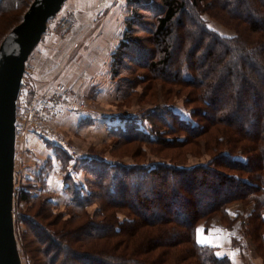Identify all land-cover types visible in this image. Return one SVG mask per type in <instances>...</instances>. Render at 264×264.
I'll use <instances>...</instances> for the list:
<instances>
[{
  "label": "trees",
  "instance_id": "obj_1",
  "mask_svg": "<svg viewBox=\"0 0 264 264\" xmlns=\"http://www.w3.org/2000/svg\"><path fill=\"white\" fill-rule=\"evenodd\" d=\"M150 1H129L136 15L111 54L112 79L130 84L119 80L120 74L136 69V86L143 85L145 95L160 89L165 96L183 97L192 109L190 119L180 118L168 106L139 116L111 117L108 138L118 145L136 142L131 157L136 162L123 164L104 156L82 159L88 187L82 190L73 183L67 188L70 216L61 221L63 216L56 215L61 222L56 229L39 224L34 215L25 216L26 221L33 219L30 225L38 223L48 236L50 249L43 254L51 256L49 264H230L215 248L197 243L196 228H209L214 217L232 228L227 207L241 201L253 207L242 217L239 231L264 264V0ZM31 2L0 0V25H8L0 42ZM143 11L153 20L147 26L141 24ZM202 14L232 28L235 36L211 31ZM139 25L147 38L131 35ZM197 54L202 61L195 64ZM122 91L118 86L117 94ZM45 142L55 148V156L61 155V162L70 160L59 145ZM189 145L193 149L184 151ZM151 147L164 154V161L143 159ZM201 150L208 156L205 163L186 167L179 158L183 152L198 156ZM70 177L66 175L67 182ZM17 198L31 197L23 191ZM33 199L43 203L38 211L42 219L49 217L46 211L53 203L45 197ZM95 202L99 206L91 217L85 207ZM121 210L127 211L123 220Z\"/></svg>",
  "mask_w": 264,
  "mask_h": 264
},
{
  "label": "rangeland",
  "instance_id": "obj_2",
  "mask_svg": "<svg viewBox=\"0 0 264 264\" xmlns=\"http://www.w3.org/2000/svg\"><path fill=\"white\" fill-rule=\"evenodd\" d=\"M129 1L130 0H66L60 11L54 17V20L57 19V22H55L54 26L52 27V32L46 33V35L62 33L70 36L71 33L74 34L77 32L76 30L72 29L75 19L92 17L94 13L95 15L92 17L94 19V23L100 24V26L103 24L106 27H109V29H107L105 33H99L98 31H95L96 35H93V38L95 37L97 41H100L101 39L109 40L112 38L113 41V44H111L108 49V55L105 53L107 56H101L100 61L102 68L99 67V71L97 73V75L104 82L111 80L114 85V99H111V96H109V102L107 103L109 113H114L113 115L118 117L134 115L139 116L143 112H150L151 110H154L156 106H168L170 109H173L180 118L189 120L192 109L191 107H186L184 105L183 97H179L178 95L174 94L165 96L164 92H161L160 89H157V92L155 90L147 91V95H145L146 92H144V86H136V69L132 70L131 67L125 69L124 71L122 69L120 74L121 78L119 80L127 79L130 84H124L121 82L120 86L117 84L116 79H112L110 71L111 54L115 51L119 42L124 38V32L127 29V22L134 21L136 15ZM145 1L151 2L150 0ZM152 2L156 3L155 1ZM237 9L242 10V13L244 12V14L246 13L245 9L243 10V8H233V10ZM141 13H143V15H145L144 17H146L141 20V24L144 26L149 25L153 21L152 17H150V14L145 11ZM251 17L253 18V15ZM202 18L211 31H214L217 34L225 37L235 36V31L232 28H229L215 17L213 18L208 14H202ZM83 22L88 25L85 21ZM63 23L66 24L64 29L60 27V25ZM77 24L78 26H75V28L80 27L81 29V27H86L84 25L80 26L79 22ZM7 27L8 25L4 27H1L0 25V37L1 34L7 30ZM133 28L134 29L131 35L134 34V37H141L142 39L147 38V32L144 30V28H141L140 25L133 26ZM92 32H94V30H92ZM194 33H196V30L192 28L190 34L194 36ZM90 35L92 36L91 33ZM104 37L106 39H104ZM132 47L129 48V51L132 55H135L136 50H132ZM150 51L152 50L150 49ZM35 56L36 55L34 54L33 57ZM201 61V58H199V55L197 54L195 56L194 63L198 64ZM36 71L37 70L35 66L33 67L32 74L26 73L24 75L18 100L28 102L38 89L37 83L35 82ZM132 79H134V82L132 81L131 84ZM49 85L50 87H53L55 84L49 83ZM118 86L122 87L123 91L117 94ZM41 90H37V92L40 93L42 92ZM162 90H164V88ZM110 95H112V93H110ZM95 108L98 109L100 107ZM136 119V121L142 123L139 118ZM144 124L148 125L146 121H144ZM57 134H55L57 138H54L50 142L55 145L64 144V137L60 134ZM172 135H174V133H172ZM37 139L38 142L32 141V143L29 142V144H27L26 138H24L15 151V189L17 194L18 192L24 191L31 197L30 201H18L16 194V197H14L13 200L14 232L17 240L21 264H49L47 259L51 256H49V254H43V252L46 251L47 253V250L50 249L47 238L48 236H46L39 224L48 225L49 229H56L55 226L61 224V222L60 220L55 219V216L62 215V221L67 219L71 214V195L68 193L67 188L69 189L73 183L77 184V188H82V190H85L86 187H88L85 176L86 174L83 171L84 164H82L83 161L79 156H75L76 150L74 152L69 144L65 146L62 145L61 149H64L67 155L70 156V160L67 163H63L60 161V154L55 156L54 147H51L40 137H37ZM135 143L118 145L115 138H107L101 144L93 146L92 153L96 154V157L104 156L106 159L114 158L116 161H119L123 164H133L136 162V158H131L134 151L133 147H137V144ZM151 149L152 147L150 149H145V156L143 159L147 158L149 160L152 159L153 161H164V159L161 157L164 156V154L154 153ZM190 149H193V146H186L184 151ZM180 150L183 151V149ZM174 151L175 150H172V152ZM136 154H139V152L137 151L134 153V155ZM67 155L64 154L62 158L64 160L67 159ZM57 157H59L60 160L57 159ZM179 158H182L181 162L186 163V167L205 163L208 160V156L203 152V150L200 151L198 156L183 152ZM140 161L144 160L137 158V162ZM67 174L71 176V180L68 182L66 180ZM132 192L133 191H131L129 196H127L128 201L131 200V196L133 195L131 194ZM33 196H37L39 199L41 197H45L53 203L52 210L49 209L46 211V213L49 214V217L45 214L46 218L42 219V213L39 214L38 211L41 204L43 203H40V201L37 200L34 201ZM98 206L99 204L97 202L93 203L92 205H88L85 207V213L93 217ZM252 207V205L244 207L241 201L230 203L227 207V211L230 218L233 220L232 228L228 229L224 227L222 221L218 217H214L209 228L206 229L203 224H200L197 226L196 230L203 229V237L205 239H208L209 235L212 234L213 238L211 247L215 245L213 248H215V253L218 257H225L224 254H228L230 250L231 256H229V260L231 261H236V259L239 260L241 258L247 259L250 255H254L256 260L261 261L255 252V246L252 244L251 240L248 237L242 235V233L239 231L242 217L250 213ZM121 213L120 219L123 220L125 219L123 213H127V211L121 210ZM32 215L36 216V220L39 224L37 223L30 225L33 219L26 221L25 216L32 217ZM61 241L62 243L66 242L65 240ZM69 245L74 246L73 244ZM53 247L54 246H52V248ZM51 250L53 252V249ZM61 257L62 255L60 258Z\"/></svg>",
  "mask_w": 264,
  "mask_h": 264
},
{
  "label": "crops",
  "instance_id": "obj_3",
  "mask_svg": "<svg viewBox=\"0 0 264 264\" xmlns=\"http://www.w3.org/2000/svg\"><path fill=\"white\" fill-rule=\"evenodd\" d=\"M94 15L93 13L92 17ZM92 17L75 19L72 29L77 32L71 33L70 36L62 33L44 35L32 52L33 55H36L34 65L37 70L35 73L37 90L50 87L49 83L62 84L70 89L74 95L75 103L81 100L85 102L84 109H77L75 104L69 105L60 111L57 117L47 122V130L53 135V138H57L55 136L57 133L63 136L64 144H69L74 152L76 150L75 156H79L81 159L96 155L92 153V147L101 144L108 138V128L113 123L111 117L115 116L114 113H109L107 107L109 96L114 99V85L111 80L104 82L97 75L99 67L102 68L100 58L105 53L108 55V49L113 41L112 38L107 40L104 37L106 40L101 39L100 41H97L95 37L93 38L97 31L105 33L109 27L103 24L101 26L95 24ZM55 22L57 19H53L51 28ZM78 22L80 26L86 27L75 28L78 26ZM92 30L96 32L94 33ZM95 107L100 108L98 110ZM37 137L27 133L25 137L27 144L32 143V141L38 142ZM64 144L57 145L61 147L62 145L65 146ZM211 244L203 245L212 246ZM225 254L224 256L230 259L231 251L229 250L228 254ZM230 264L263 263L256 260L254 255H250L247 259L230 260Z\"/></svg>",
  "mask_w": 264,
  "mask_h": 264
},
{
  "label": "water",
  "instance_id": "obj_4",
  "mask_svg": "<svg viewBox=\"0 0 264 264\" xmlns=\"http://www.w3.org/2000/svg\"><path fill=\"white\" fill-rule=\"evenodd\" d=\"M66 0H32L0 42V264H21L14 232L15 110L25 63Z\"/></svg>",
  "mask_w": 264,
  "mask_h": 264
},
{
  "label": "built area",
  "instance_id": "obj_5",
  "mask_svg": "<svg viewBox=\"0 0 264 264\" xmlns=\"http://www.w3.org/2000/svg\"><path fill=\"white\" fill-rule=\"evenodd\" d=\"M52 21L53 19L47 22L44 35L52 32ZM65 26V23L60 25L62 29ZM34 62L35 57L31 53L25 63L24 75L33 73ZM41 91L40 93L36 91L28 102L18 100L20 96L18 94L15 110V151L27 133L34 134L45 141H52L54 138L47 130V122L57 117L64 108L74 104L77 109L85 108L83 100L78 103L74 102V95L65 85L55 84L53 87H47Z\"/></svg>",
  "mask_w": 264,
  "mask_h": 264
},
{
  "label": "snow or ice",
  "instance_id": "obj_6",
  "mask_svg": "<svg viewBox=\"0 0 264 264\" xmlns=\"http://www.w3.org/2000/svg\"><path fill=\"white\" fill-rule=\"evenodd\" d=\"M203 231H204L203 229H197V233H196V235H197V243L198 244H211L212 238H213L212 234L209 235L208 239H205L203 237Z\"/></svg>",
  "mask_w": 264,
  "mask_h": 264
}]
</instances>
